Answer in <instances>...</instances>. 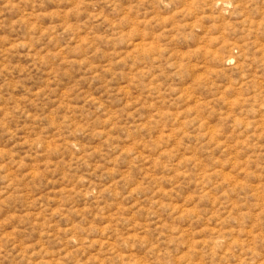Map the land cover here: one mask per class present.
<instances>
[{
	"label": "rangeland",
	"instance_id": "1",
	"mask_svg": "<svg viewBox=\"0 0 264 264\" xmlns=\"http://www.w3.org/2000/svg\"><path fill=\"white\" fill-rule=\"evenodd\" d=\"M0 264H264V0H0Z\"/></svg>",
	"mask_w": 264,
	"mask_h": 264
}]
</instances>
